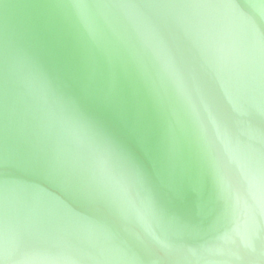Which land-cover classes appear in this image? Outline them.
Instances as JSON below:
<instances>
[{
    "label": "water",
    "instance_id": "1",
    "mask_svg": "<svg viewBox=\"0 0 264 264\" xmlns=\"http://www.w3.org/2000/svg\"><path fill=\"white\" fill-rule=\"evenodd\" d=\"M0 264H264V0H0Z\"/></svg>",
    "mask_w": 264,
    "mask_h": 264
}]
</instances>
